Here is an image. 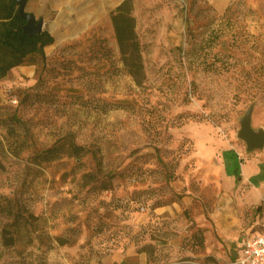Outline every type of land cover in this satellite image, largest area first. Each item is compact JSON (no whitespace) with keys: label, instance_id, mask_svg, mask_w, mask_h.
<instances>
[{"label":"rangeland","instance_id":"rangeland-1","mask_svg":"<svg viewBox=\"0 0 264 264\" xmlns=\"http://www.w3.org/2000/svg\"><path fill=\"white\" fill-rule=\"evenodd\" d=\"M56 1L46 55L0 79V264H103L129 247L148 264H230L239 238L264 233V202L223 188L234 155L252 162L246 201L264 199V149L238 133L251 107L264 127L247 1L133 0L139 85L111 19L123 0Z\"/></svg>","mask_w":264,"mask_h":264},{"label":"trees","instance_id":"trees-1","mask_svg":"<svg viewBox=\"0 0 264 264\" xmlns=\"http://www.w3.org/2000/svg\"><path fill=\"white\" fill-rule=\"evenodd\" d=\"M18 9L15 0H0V79L35 54L44 57L45 48L55 40L47 30L34 35L24 33L23 26L26 21L20 16ZM133 11V0H123L112 12L111 19L122 61L139 85L145 78L144 62L139 34L136 31L137 19ZM54 150L52 148L48 152L52 154ZM261 209L262 205L259 207Z\"/></svg>","mask_w":264,"mask_h":264},{"label":"crops","instance_id":"crops-1","mask_svg":"<svg viewBox=\"0 0 264 264\" xmlns=\"http://www.w3.org/2000/svg\"><path fill=\"white\" fill-rule=\"evenodd\" d=\"M206 1L214 5V7L219 12H223L226 10L228 6H230L232 3H235L237 0H206ZM245 1H247L248 6L250 7V13H251L250 15L252 21L251 29L253 30V32L257 33V35L260 36V34H264V0H245ZM56 2H57L56 0H28L26 4L27 11L29 13L35 14L37 18L40 17L45 18L49 16L53 11L58 10L57 16L55 17L57 18L58 16H60V8H58ZM90 14L94 15L93 17L94 20L92 21L91 19L90 22H92V24L97 23L99 19L96 14V10L94 9V11ZM45 30L51 33L50 30L46 29V22H45ZM55 41L56 39L54 40V42ZM33 67L34 66H32V68H28L27 71L29 73H32ZM253 115L254 112L252 114V118ZM252 125H253V121H252ZM246 160L245 162H241L242 168H240L239 162L241 160L238 157L232 155L226 160L227 162H225V160L223 159L224 178H225L223 188L224 190H226L228 194H232V196L234 195L235 197L240 198L243 204L244 203L245 204L248 203L250 205L259 204L260 206L261 203L264 202V199L262 197L260 198V200L253 203L246 201V193L248 191H251L252 189L258 188L257 186L253 187L252 177H251L252 175L246 172V167L251 165L252 163V162L249 163ZM232 196L229 197L230 200ZM260 235L262 234L261 233L247 234L246 236L239 238L236 242V246L234 247V254L231 261L239 258L242 255L241 246L244 240L250 237H258ZM103 264H148V256L145 253L143 254V253L135 252L133 247H129L127 249L118 248L114 251H111L108 255H106L103 258Z\"/></svg>","mask_w":264,"mask_h":264},{"label":"water","instance_id":"water-1","mask_svg":"<svg viewBox=\"0 0 264 264\" xmlns=\"http://www.w3.org/2000/svg\"><path fill=\"white\" fill-rule=\"evenodd\" d=\"M20 16L26 21L23 26V31L26 34L34 35L45 30V21L42 18H37L35 14L27 11L28 0H15ZM254 107L248 109L241 120V128L239 130V138L246 143L248 152H254L259 149H264V127L259 129L253 128L252 114Z\"/></svg>","mask_w":264,"mask_h":264},{"label":"built area","instance_id":"built-area-1","mask_svg":"<svg viewBox=\"0 0 264 264\" xmlns=\"http://www.w3.org/2000/svg\"><path fill=\"white\" fill-rule=\"evenodd\" d=\"M13 104L18 103L17 98L12 99ZM242 255L230 264H264V233L258 237H250L242 242Z\"/></svg>","mask_w":264,"mask_h":264}]
</instances>
